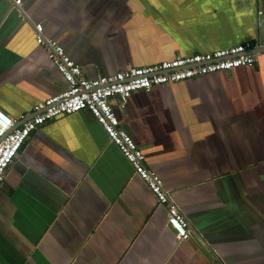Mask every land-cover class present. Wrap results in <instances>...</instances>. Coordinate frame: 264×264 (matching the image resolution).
<instances>
[{
    "label": "crops",
    "instance_id": "obj_1",
    "mask_svg": "<svg viewBox=\"0 0 264 264\" xmlns=\"http://www.w3.org/2000/svg\"><path fill=\"white\" fill-rule=\"evenodd\" d=\"M38 22L96 78L264 38V0H0V109L18 125L67 87ZM115 108L190 239L81 110L34 130L0 181V264H264V52Z\"/></svg>",
    "mask_w": 264,
    "mask_h": 264
},
{
    "label": "built area",
    "instance_id": "obj_2",
    "mask_svg": "<svg viewBox=\"0 0 264 264\" xmlns=\"http://www.w3.org/2000/svg\"><path fill=\"white\" fill-rule=\"evenodd\" d=\"M9 1L15 6L22 4V0ZM35 30L37 42L45 46L50 60L64 76L67 87L36 104L33 108L34 115L20 125H17L16 119L0 109V181L34 130L57 116L88 110L132 164L135 172L155 193L159 202L167 207L168 224L174 230L176 240L190 239L189 220L172 201L164 188L162 177L147 167L142 148L121 126L115 107L123 111L128 99L138 90L148 91L162 84L218 71L229 72L241 66H253L257 63L260 52H264V38L141 67L127 66L113 74L89 78L83 73L82 66L70 57L61 44L44 34L42 22L35 24Z\"/></svg>",
    "mask_w": 264,
    "mask_h": 264
},
{
    "label": "water",
    "instance_id": "obj_3",
    "mask_svg": "<svg viewBox=\"0 0 264 264\" xmlns=\"http://www.w3.org/2000/svg\"><path fill=\"white\" fill-rule=\"evenodd\" d=\"M18 125V124H17ZM20 125V124H19Z\"/></svg>",
    "mask_w": 264,
    "mask_h": 264
}]
</instances>
